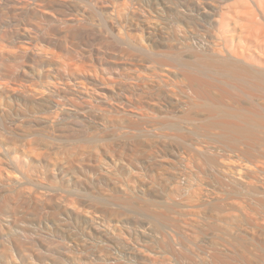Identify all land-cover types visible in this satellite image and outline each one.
Listing matches in <instances>:
<instances>
[{
  "label": "bare ground",
  "instance_id": "bare-ground-1",
  "mask_svg": "<svg viewBox=\"0 0 264 264\" xmlns=\"http://www.w3.org/2000/svg\"><path fill=\"white\" fill-rule=\"evenodd\" d=\"M183 1L0 0V215L17 216L26 202L4 172L28 180L34 164L10 160L7 142L47 152L112 123L146 139L168 130L213 141L200 167L166 173L160 199L111 191L123 208L150 212L147 232L127 231L134 244L92 220L70 229L77 211L55 213L68 243L50 264H264V0ZM63 161L48 178L78 183ZM3 221L0 264H17L6 261L13 252L41 263L34 242L5 239L13 225Z\"/></svg>",
  "mask_w": 264,
  "mask_h": 264
},
{
  "label": "rangeland",
  "instance_id": "rangeland-1",
  "mask_svg": "<svg viewBox=\"0 0 264 264\" xmlns=\"http://www.w3.org/2000/svg\"><path fill=\"white\" fill-rule=\"evenodd\" d=\"M183 2L184 1L182 0V3ZM107 126V129L98 133V135L94 132L91 133L89 135V138L91 139L86 141V143H78L77 145L76 142L72 141L64 142L65 145L59 143L57 145L58 147L52 150L49 149L47 152H25L23 151L21 143H17V145L15 142H13L14 144L7 142L4 145V149L6 150L5 153L10 160L24 156L25 159L34 162L32 165L33 168H31L30 171L31 173L28 174L31 178L27 175L29 181L26 180V175L25 178H23L22 173L20 174L16 169L4 172L5 176L9 175V178L22 183L23 187H21V189L23 188L24 191L22 189V193L20 189L17 193L20 192L21 195L24 194L23 196H20V194L18 195L20 196V199L26 201L25 205L20 209V214L17 216L15 215L18 218H15V216L10 215L9 213L0 215V220H5L3 221L4 223H7L6 221L9 220L14 227H12L13 231H11L13 233L7 235L5 239H12L17 236V238L20 237L28 243L31 241L34 242L35 246L33 249L38 251V253L44 257L41 262L42 264H50L53 259L51 256H54L53 254L55 251L58 250L59 247L61 248V246H66L68 243L64 233L62 234L59 228L54 225L53 217L55 213L60 214L61 216H59L62 217L64 216L63 214H65L66 209L67 211H77L82 215L84 222L81 219L80 222H77V225L75 220L66 219L69 221L68 225H70V229H76V231L80 232L89 225L90 222L88 221L92 220L91 223H96V225H99L102 230H106V232H109L111 235L114 234L113 236L118 238L120 242L134 244L128 236L126 237L127 239L125 236L129 231L133 233V235L147 232L149 229L147 227H149L150 223V212L142 211L139 208L133 209L132 211L123 208L119 205L120 203L118 204V201L111 197L112 192L118 190L117 194L119 196L120 194L127 196V194L131 193L134 195L135 193L145 199H148L151 196L160 199L164 195L165 178L168 171L185 168L197 169V167L201 166L200 158L205 155L204 158L208 157V159H211V153L214 150L211 149L213 141L210 139L196 141L195 139H190L183 141L171 136L166 137L165 134H168V130H163V133L159 136L148 137V141L142 135L133 134L134 131L129 124L112 123ZM171 135L173 134L171 133ZM71 142L73 144H71ZM136 142L140 143L137 147L134 145ZM66 143L69 146H67ZM97 149L102 151L97 152ZM207 149H209L210 152ZM62 160H64L65 163L69 162L68 165L70 168L72 167L69 176L74 175L81 179L78 183H75L72 186L67 183V186L65 185L66 182L62 185L63 182L61 180H59V182L48 178L47 170L53 163H58L59 161L62 162ZM233 162L234 161H232V163ZM47 165L50 166L47 167ZM94 165L101 167L103 171L102 173L105 175V177L100 180L101 182L95 179L98 172L94 168ZM229 165L232 166L231 163H229ZM36 166H39L40 168H37ZM34 168L37 169L35 170ZM226 169L227 168H225V170ZM83 178L85 180H83ZM30 179H32V181H30ZM128 191L131 192L128 193ZM106 192H108L109 196L106 195ZM17 193H7L9 196L8 201L12 202V200H16L18 197V195H16ZM95 197H100L101 199H96ZM9 198L11 199L9 200ZM97 200H101L102 203ZM1 202L2 199L0 198V203ZM36 202H39L38 207L34 205ZM9 205L6 210L7 212L10 211L8 210L10 207ZM98 210H101L99 214L94 213V211L99 212ZM122 210L124 211L122 212ZM29 211L30 213H28ZM117 212L119 216H117ZM13 218L16 219V222L19 219L20 222H17V224ZM86 223L87 225H85ZM128 240H131V242ZM29 247H31V245H29ZM111 252L112 254L119 253L118 250L115 249H112ZM12 254L8 258L9 260L6 261L10 262L11 260V262H16L17 264H22V262L23 264H32L30 262V257H33L34 255L29 253L32 256H28L29 258L24 257V260L21 256L19 258L16 252H13ZM1 258L2 257H0V261L5 260Z\"/></svg>",
  "mask_w": 264,
  "mask_h": 264
}]
</instances>
